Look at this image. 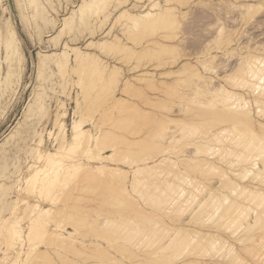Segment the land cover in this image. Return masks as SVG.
<instances>
[{
    "label": "rangeland",
    "instance_id": "1",
    "mask_svg": "<svg viewBox=\"0 0 264 264\" xmlns=\"http://www.w3.org/2000/svg\"><path fill=\"white\" fill-rule=\"evenodd\" d=\"M79 1L80 0H31V1L30 0H0V19H1L0 20V57H1V62H0V64H1V68H0V177H1L0 178V183H1L0 184V204L1 205H0V209L2 208L0 210V220L4 219L6 217L12 218L13 216L18 215V214H15V209H14V207L18 206V204H15L12 201V199L15 198L17 193L20 195L23 192V194H25L24 196H26V199H25L26 202L29 199L31 201L34 200L32 202H35L36 199H34V198H37L39 203L41 201H42L41 203L44 202L42 206H49L52 208L51 212L48 214H46V213L39 214L38 220H37V225L35 224V226H34L35 228H34V231H32V235H31V232L29 231V228L27 230L30 232L28 234H29V236H31L30 237L31 239L27 238L29 236H26L27 239H24V241L22 240L23 244H21V241H19V239H17L20 236L21 232H15L14 234L10 233V236H9L8 229L6 228V224H3L0 221V227H1L0 233L2 235V237L0 239V249H1L0 254L6 248V250L4 251V252H6V254H5L6 258L4 260H5V262H7V264H11V263L22 264L21 262H22L23 258H25V256H26L25 255V253L27 252L26 249L32 245H35V246H33L34 249L31 251V252H33L34 256H31L32 253L29 254L30 251H28L29 253L27 252V254L31 256V259H28L30 256L27 255L28 260H26V259H25V261L23 260V262H24L23 264H42V261L43 262L45 261L44 262L45 264H46V262H48V264H71V263L74 264V262L76 264H78V263L79 264H92L93 262H97L98 260L101 261L102 257H103V259L105 258L104 257L105 254L102 252L104 248L106 250L109 249V250L113 251V253L120 260L127 262V261H130V259L129 260L126 259L127 261H125L124 257L119 256L120 255L119 251H115L116 249H114V247H112V246L118 245L121 240H122L121 243L122 242L124 243L125 238L122 236L128 237L127 234L130 235L132 233L130 235V236H132V237H130V239L131 240L136 239L137 241L136 242L134 241V242L137 243V245H139L141 247L143 245L142 243H144L143 241H145V243H147V241L144 240L146 238L142 239L143 235H142V233L139 234L140 230H138L137 228H139V229L145 228L146 230L150 229L151 227L154 228L153 226L155 225L156 221H159L165 227L166 226L169 227V225H173L174 227L175 226L177 227V225H180V223L181 224L186 223V220H187L186 218H188V216L190 217V215H191L189 213H192L191 211L194 207H196L198 201L201 200V198L203 199V197L205 196V192H206V190L209 189V187L218 188L219 191L222 190L224 193L221 191L222 193L220 192L218 194L219 191H216V193L218 194L219 197H221V194L222 195L228 194L232 198H237L239 200H243L242 198L244 196H245L244 198H246V196H247L244 194V192H246V191H243V189L241 191L238 188L239 191H241L239 194V191L235 190V188L231 185H229L231 187L228 186L229 187L228 188L226 185L224 186L223 183L219 184L220 187L224 186L225 188H228V190L224 189L222 187L221 188L218 187L219 186L218 182L220 181V178L222 179L223 176L220 175L221 177H219V181H217L218 180L217 178H218L219 174H222V172L225 171V170L223 171V169H220L219 167H222L225 169H228L229 166H230V168H231V166L233 167L232 164H234L235 162L233 163L230 160L231 157L233 160H235L237 155L240 158L241 154H243L241 147L239 148L241 150H238V147H237V150L240 151V152L237 151L240 154V156H239V154H237L236 157L234 158L233 156H235V154L233 156L231 154H229L230 152L233 153V151L227 152L228 151L227 148H228V146H230V147L233 146V144L230 145L231 142L229 141L230 143H228V142H226L227 140L224 142L222 140L223 144H226V145H227V143L229 144L226 146L227 147L226 149L224 147H223L224 149L222 148L224 150V153L226 152L225 154L223 153V151H221V149H220L221 147H218L219 149L216 150L218 152H215V150H214L215 154L213 155L214 152L211 153V155L213 157L209 154V158H207V159H209V161L211 160V161L215 162L217 165H219L218 169L215 168L216 173H213V172H215V170L211 169L212 168L211 165H208L209 168H206V167H208L207 165H205V166L202 165V166H204L203 169L197 170L198 172H196V170H194V169L196 167H197L196 169H198V166H196L197 164L193 165L192 164L193 162H190V163L186 162L187 160L185 162H182V163L178 162V161L172 162V160L170 162V160H168L167 162L163 163V165L161 163H160L161 165H159L157 163V165L154 164V165H152L153 167H151L149 169L146 168L144 170V172L141 171L142 173L140 172L139 174H140V176L142 174V177L139 181L142 180L141 185H143V183H144L143 186H144V188L145 187L146 188L143 191V186H142V188L139 187L137 185V182L135 183V186H137L138 189L141 188L140 190L142 191V194L145 193L143 196H141L142 194L138 195L137 193H135V191L137 189H135L134 192H133V190L129 189V193L127 194L128 196L125 195L126 197L122 195L126 199H124L121 196V194L118 195L119 193H121V192H118V188H120V191H121V189H123V188H121L119 183L121 182L120 180L123 179L122 175H124V172L122 171L121 174H118L120 171L119 170L120 168L119 169L117 168L115 170L113 168V166H117V167L118 166L119 167L127 166L125 164L124 160L125 161L127 160V162H126L127 164H129L128 162H132L133 165H143V164L151 162L150 159H147V158L150 157L149 156L150 154H154V153H156V154L158 153V155H159L158 157H160L162 155L163 156L164 155H171L170 157L174 158L175 154H173L174 153L173 150H175V151L178 150V147H179V151L186 153V155H187V153L189 155H191V154L193 155L195 149L199 150L200 147H202V146H199L198 143L201 142L202 145L205 146V143L208 142V139H209L207 137L210 136V138L212 137L215 139V137H213V136L215 134H217V132L220 131L221 127H224V125H226L228 123L226 120L224 121V119H220L222 121L219 122L220 120L218 119V121L213 122L212 119L215 117L214 115L207 114L208 116L206 117L204 115L198 116L195 113H190V112L182 113V110L180 111V108L181 107L185 108V105H187V107H188L189 105L191 106L192 104H195L194 98L195 97L197 98V96H195V97L192 96V95H194L193 93H195L197 95L199 90L202 91V89L204 91L209 90L210 92H212L215 90V88L217 89V86L219 88V83H222L228 90H231L232 92H239V93H242L243 96H245L246 98L247 97L252 98L247 93V91L249 90L248 87H250V86L246 87V85H249L247 82H249V80H252V81H250L251 83L253 81L255 82V80L258 77L259 78L262 77V73L259 74L262 71L261 69L263 68V70H264V61H263L264 56L262 55V54H264V49H263L264 48V0H157V1H159V8H160L158 12L161 11L162 13L164 12L166 14H169V12L171 11L170 14H172V12L174 11L175 13H178V14H175L173 12V15L175 14L176 18H169L170 16L172 17V15H170V16L167 15L168 17L165 16L167 18H165V20L162 21V24H161V22L159 23L160 25L158 24L159 27H157L156 25L155 26L151 25V24H155L156 22H148V26L149 27L152 26L153 28L150 29V31H148L147 26L143 27L144 32L141 31V29H142L141 25H143V23L140 24L137 21V23L135 24L134 21H132V18L130 20V18L128 16L127 17L129 19L128 18L125 19L126 16H125V18L123 16L122 17L120 16L119 19L118 18L116 19V16L119 15L118 14L119 9L112 11V13L109 15V17L107 18L106 21H102L101 19H103V17L99 16V18H101L100 20L102 23L99 22L97 12H95L94 8H92L90 11H87V13H84L81 17L80 14L75 13L76 11L73 12V10H75L76 4L79 3ZM136 1L138 2L137 3L138 6H136L135 8L132 7L130 9H128L129 12H131V13H142L143 11H146L150 7L151 3H153L154 0H149V1L148 0H136ZM246 2H248V3L246 4ZM241 3H245V6H249L248 8H251L248 16H245L243 14V9L240 11L241 5L244 6V4H241ZM168 6L170 9L168 8ZM172 6L176 9H171V8H173ZM166 7H167L168 11L170 10L169 12L164 11V10H166ZM38 8H40V9L43 8L41 16H40V12L36 13ZM3 9H4V11H3ZM162 9H164V10H162ZM70 11L72 12V14L74 13L72 18H69L68 24H70V25L64 27L62 31L57 32L62 26H64L63 18L67 15L71 16ZM241 13H242V15H241ZM85 15H86V17H85ZM9 16L13 20V25H14L16 34H17L18 38H20V41H19L20 47L19 48H20V51H22L21 54L19 52V57H21V58L19 60L20 67H19L17 73L16 74L11 73L9 76L10 80H11V82H10L11 88H7L2 81L3 76L5 75V72L7 70L6 69V67H7L6 63L2 59V57L4 56V48H3V42L2 41L4 39V36L7 33ZM82 18H84V19H82ZM123 18H124V22L126 21L128 26H127V24L124 25L126 22L125 23L123 22ZM243 18H245V19H243ZM72 19H73V21H72ZM121 19H122V22H121ZM167 19H168V21H167ZM171 19H173L174 22ZM175 19H177V21ZM49 20H50V22H48ZM116 20H119L121 22L120 24H123V23L124 24L121 25V27H120L119 22L118 23L115 22ZM170 20L172 21V23H174V24H172L173 26L170 25V23H169V22H171ZM43 21H44V23H43ZM85 21L89 22L92 25L85 24ZM91 21H93V22H91ZM1 22H2V25H1ZM49 23H50V25H49ZM131 24H132V26H131ZM133 24H134V26H133ZM137 24H140V25H137ZM145 25H147V23ZM109 26L112 27L111 32H113V34H117L120 36V39L119 40L116 39V40L119 41V43H122V45L123 44L124 45L127 44L126 46L131 45L130 46L131 49L130 50H129V48L125 49V47H122V48L120 47L121 48L120 49L118 47V45L115 46V44L116 43L118 44V42H111V41H110L111 43L107 42L108 44H106V43L101 44L102 45L101 50L98 49V48H101L100 46H98L95 49H91V48L89 49L90 51H92V54L94 52V54H97L98 57H100L99 58L100 60L102 59L101 64H103V63L106 64V61H107L108 64H111V65L114 64L115 66L118 65L119 68H117L118 67L117 66L116 69L114 70V71L117 70L115 72L116 76H114L115 80L112 77L111 81L108 80L109 82L107 80L102 81V79H100L102 81L101 82V81H98L99 80V78H98V80H97L98 83L97 82L92 83V85H94V84L96 85V86L94 85L95 88L92 87V88H94V92L92 91V89L90 87H88V85L90 83L86 81V83L88 84V85L86 84V87H88V89L91 90V91H89L90 93H88V94H90L89 95L90 97L86 98L85 102L81 101V93H82L81 91L83 90V88H82L83 86L80 87V85H82V84L77 79L78 77H76L77 76L76 74L78 73V71H76V69L79 70V68H76L75 72H66L65 76L63 75L64 73H62V76H61L59 74V72L55 70V69H57V67H55V65L53 63L54 60L51 61L48 58L42 62V59H41L42 55L41 54L50 53V52H54V51L59 50L61 48V46L64 44V41H67L70 45L71 44L79 45V46L81 45V47L83 48V46H84L83 44L87 41H90L93 39L94 40L108 39L109 37H111V35L106 37L105 35L101 34V31L106 29ZM136 26H138V27L136 28ZM139 28H141V29H139ZM129 31H130V33H129ZM139 31H141V32H139ZM79 32H80V34H79ZM142 33L144 36L142 35ZM136 34H137L138 38L135 37ZM133 35H135V36H133ZM139 37L140 38L142 37L141 40ZM74 39H76V40H74ZM145 46H148V47H145ZM155 46H157V47H155ZM252 46H254V47H252ZM112 47H114V49ZM239 47L240 48L242 47L243 49L241 48V50H240ZM117 48H119V49H117ZM159 48H161V49H159ZM166 48H167V50H166ZM169 48H170V50H169ZM152 49L153 50L156 49V50L153 51ZM156 51H157V53H156ZM152 52H155V53L152 54ZM248 53L249 54L253 53L254 56H252V54L249 55ZM124 54H125V56H124ZM115 55L117 56V58L112 57ZM259 55L261 57L263 56V60H262V58L260 60V61H263V63L260 62V63H262L263 67H261V64H257V63H259V58H260ZM244 56H245V58H244ZM249 56L254 57L255 58V59L253 58L254 61L258 58L257 56H259V58L256 60L257 63L256 62L254 63V67L252 65L253 61H250L252 58L249 59L250 58ZM118 57H120L119 58L120 60H117ZM240 58L242 60V61L240 60V64L243 66L244 69L240 68L242 66L240 64H238ZM247 60L249 63L251 62V66H252L251 68H252L253 72L251 71V68H250V70L248 69L250 66L248 65L249 63H247ZM136 63H137V65H136L137 67L135 66ZM183 63L186 64L185 67L186 66H188V67L183 69V67H181L183 65ZM190 64L194 68L189 67ZM244 64H247L245 66H247L248 68L245 67ZM256 64L260 66V69H258L260 71H258V72L256 70H257V67L259 68V66H257ZM206 65L208 68L205 67ZM239 65H240V67H239ZM38 66H40V69H39L40 73L39 74H37ZM234 66L236 67L237 71L234 70L235 69ZM255 66H256V68H255ZM54 67H55V69H54ZM195 68H197V70ZM211 68H212V71H211ZM191 69H192V72L190 73ZM72 70L74 71V69H72ZM98 70H100V69H97V71ZM103 70H105V73H102L101 71H99V72L102 73V75H103L102 77L104 78V76H107L106 74H108V72H107V69H103ZM182 70L184 73H182ZM188 70H190V71H188ZM246 71H249V72L251 71L250 72L251 74H249V72H247L249 74L248 75L246 73ZM198 72H199V74H198ZM237 72L239 75L241 73L242 77L239 76L238 74L235 76L234 74H236ZM243 72L245 74H243ZM254 72H257L260 76L257 75V73L252 74ZM96 73H95V75H96ZM227 73L228 74L231 73V75H229V76L230 77L233 76V77L232 78L228 77L230 79L226 78L223 81L222 76L224 77L225 75H227ZM85 74L87 75L86 77H88L90 75V73L88 74L87 72H85ZM99 74L100 73L97 74V77H99ZM117 74L119 77L117 76ZM119 74H121V75H119ZM144 74H145V76H144ZM201 74H202V77L197 76V75H201ZM242 74L245 77H243ZM136 75H138V76H136ZM252 75L253 76L257 75V76H255L254 78H251ZM148 76L152 77V78H149ZM198 77L201 78V80L198 79ZM122 78H124V79H122ZM126 78H128V79H126ZM234 78L235 79L237 78V79L235 80ZM138 79H140V80H138ZM241 79L242 80L245 79V81L247 80L246 85H244L245 82L242 81ZM257 80H256V82H258V87H260V85H262L264 83V81H263L264 78L262 80L260 78V81H257ZM99 82H101V83L99 84ZM153 82L157 84V87L152 86L154 84ZM149 83H151V84H149ZM255 83H253V84H255ZM130 84H131V86H130ZM201 84L203 86H201ZM78 85H79V87H78ZM256 86L257 85H254L253 88H255ZM262 86H264V85H262ZM136 87H137V89H136ZM199 87H202V88H199ZM212 87H214V88L212 89ZM258 87H256L258 89V91H260V90L261 91L258 92L256 90L257 93L256 92L253 93L254 98L255 99L258 98L259 100L262 99L264 101V96H263L264 91L262 92V89H264V88L262 87V89H260L261 87L260 88H258ZM40 90H41V92H40ZM42 90H43V95L41 94ZM33 92H34V94H33ZM189 93H191V94H189ZM259 93H260V95H259ZM35 94H38V96H40V95L42 96V97L40 96V98H39L40 104H37L33 101V96ZM68 94L69 95L71 94V95L69 96ZM88 94L86 96H88ZM221 95H222V93H221ZM94 97H95V99H94ZM79 98H80L81 108L85 107L83 102L84 103L87 102L86 106L88 105L86 108V112L82 114L83 115L82 117L83 118L86 117V119H90V121H91L90 123H88L89 121L85 123V124H88L85 126L86 127L88 126V128H90L89 129L90 131L89 130L85 131L86 133L88 132V134H89V136H88V138L90 137L89 141H90V139H91V141L95 140L96 142L98 140L99 145H100V142L102 141L101 142L102 145L99 146V150H102V152L104 154H107L109 150L110 151L113 150L109 146H107V145H110V143L111 144L115 143L117 147L120 145L121 148L122 147H128V150L127 149H124V150L120 149V151L119 150L116 151L119 154L114 152V153L118 154V156L116 154L112 155L111 154L112 152L109 151V154H111V155L107 154V155H105L106 159L102 158L103 160H100L101 157L99 156V154L96 157L97 153H96V151H94L95 149H98V146H96L97 143L94 144L91 142L92 143L91 144L90 142H88L89 146H88V149L86 146V149L88 152L91 150V152L89 154L86 151V149H84V147H83L84 144L82 143L85 141L87 142L88 141L87 138H85V140H83V141H82V139L80 140L78 138V142H79L78 147H77V144L76 145L73 144L74 148H73V145L68 146L70 148L64 147V150L62 147L61 151H63V152L60 154L61 151H59L58 153L60 155H58V153L56 154L57 156L54 155V159H55V160L53 159L54 163L52 162V160L50 162H48L49 165L46 162L45 166H44V170L43 169L40 170V171H42V173L39 171H38V173L33 172L35 176L32 173L30 175V177L27 179L28 181L31 180L32 183L30 181L29 182L28 181H21L19 179L20 177L18 174H20V172H21V174L26 173V168H27L26 163H28V164H30L31 162L35 163V161H37V160L43 161V159H44L43 156L40 157V159H37V157L39 156L38 155V148H37V146H35V147L33 146L34 143L38 142L39 136L42 137L47 144H49L48 149H50V150H53L52 145H57L58 142L60 141V138L62 136L61 133L63 132V130H62L63 128L62 129L60 128L62 132L60 130H58V128H59L58 123H57V121H54L57 114L58 115L60 114L59 115L60 117H58V119L62 118L61 120L64 124L63 126L66 129V131L68 128L70 129L73 121L77 120L80 117L79 114H80L81 108L79 106V108L76 109L75 102H74V101H76V99H79ZM118 98H119V100H118ZM190 98H191V100H190ZM196 98H195V100H197ZM43 100H45V101H43ZM259 100H257V101L259 102ZM131 101L134 104V105L133 104L132 105L135 106L134 108H133V106H130ZM261 101L259 103L256 102L258 106L260 105L259 110L261 112L258 111L259 116H258V114L257 115L253 114V112H255V110H253V108H250V110H251L250 113L253 114V117L256 116V118H259L260 121H264V118H263L264 113L262 112V111H264V103H262L263 101L262 102ZM32 102H34V103H32ZM125 103H127V106ZM260 103H262V107H263L262 109H260V107H261ZM109 104H111V105H109ZM121 104H123V106ZM160 104L167 105V106L169 105L171 110L166 111L164 109L166 107H164L163 108L164 110L161 109L164 114L161 113V110L157 109V107H159ZM182 104L184 106H182ZM34 105H37V106L34 108ZM119 105L122 106L121 107L122 109L124 107V109L122 110L123 112H121V110H119L120 109ZM128 106L131 108H129ZM169 106H168V108H169ZM178 106H180V107L178 108ZM109 107L112 108V111H111V108L109 109ZM125 107H127V108H125ZM32 108H33V110H32ZM43 108H45V110ZM116 108H118V109H116ZM39 109H42V110L39 111ZM127 109H128V111H127ZM177 109H179V110H177ZM118 110H119V113H117ZM134 110L137 112L133 113ZM185 110L186 109H184V111ZM178 111H180L181 113H179ZM109 112H111L110 115H109ZM258 112H256V113H258ZM84 114L86 116H84ZM87 115H89V116H87ZM120 116H121V118H120ZM210 117H212V118H210ZM207 119L211 120V121H209L208 123H205V120H207ZM112 120L114 121V123L112 122ZM192 120H194V122H191ZM249 120H251V119L248 118L245 120V122H250ZM16 121H18V124H15ZM195 121H197V122H195ZM111 122H112V124H111ZM13 124H15V126L17 128L16 129L14 128L15 129L14 132H10V128ZM214 124H216L215 125L216 127L214 126ZM199 125H200V127H199ZM194 127H195V129H194ZM217 127H218L219 131H217ZM30 128H31V130H30ZM180 128H182V130ZM183 128L185 129V131ZM206 128H209V129L207 130ZM257 128L261 129V130L264 129V127H262L263 128L262 129V128H259L258 126H257ZM139 130H141V131H139ZM215 130H216V132H214ZM261 130H259V131H261ZM181 131H183L182 137H180ZM49 132H52V133L49 134ZM68 132H69V130H68ZM166 132H168V134ZM169 132L174 133L175 135L173 136V138L175 137L176 139L174 138V140H173V138H172L173 141H169V139H170L169 135L172 136V134H170ZM184 132H186V133H184ZM91 133L96 135L98 139L96 138V136H94ZM109 133H111L113 136L110 135ZM213 133H214V135L212 136ZM243 133L244 132L241 133V137H244L246 135L245 136L246 138L244 137V139L247 140V138L249 136L248 140H250V137H252L251 136L252 133H249V134H248V132L247 133L245 132V134H243ZM263 133H264V130L259 135L260 137L258 136L259 137L258 139L256 137L255 138L258 141L262 140L261 138H263L264 135L263 136H261V135ZM38 134H40V135H38ZM101 134H104V135L101 136ZM152 134H153L154 138L151 137ZM55 135H56V138H55ZM90 135L92 136V138ZM106 135H108V136H106ZM156 135H157V137H156ZM217 135H215L216 138L219 137L220 134L218 133ZM84 136H82V137L84 138ZM109 136H110V138H112V140L106 139ZM82 137H80V138H82ZM165 137L166 138L168 137L169 139L168 138L166 139ZM103 138L105 140H111V142H107V143L104 142L103 143V140H104ZM204 138H206V139H204ZM219 138L222 139L221 136ZM34 139H35V142H34ZM152 139H155V140H152ZM53 140H54V142H53ZM161 140H162V142H161ZM113 141H114V143H113ZM116 141H117V143H116ZM156 141L157 142L159 141L160 143L158 144ZM169 142H170V144H169ZM195 142H196V144H195ZM252 142L254 143L255 141H252ZM51 143H52V145H51ZM165 143H167L168 146H167V144L164 145ZM210 143L211 144L213 143L214 145L218 146L221 142L220 143L210 142ZM93 144H94V146H93ZM177 144H179V145H177ZM223 144L221 143L220 146H223ZM92 146L97 147L95 149L93 148V153L95 152L96 155L92 153ZM163 146L164 147L166 146L165 150H164V148H162ZM207 146H205V148L209 149V148H207ZM258 146H260V145H258ZM100 147H103L104 149L100 148ZM168 147H170V148H168ZM262 147H264V145ZM180 148H181V150H180ZM259 148L261 149V147H259ZM162 149L164 152L162 151ZM232 149H233V147H232ZM99 150L97 151L98 153H100ZM198 150H196V151H198ZM247 150H249V151H247ZM250 150L251 151L253 150L252 155L255 154L254 153L255 148H250V149L248 148V149H244L243 151H245V153L247 152V154H250L251 153ZM123 151H124V153H123ZM161 151L163 153H161ZM165 151H166V153H165ZM204 151H205L204 149H202V152L199 150V152L201 154L197 153V155L196 154H194V155H196L198 157H201V156L205 157L204 156L205 153H203ZM257 151H259V150H257ZM121 152H122V156H119L121 154ZM190 152H193V153H190ZM234 152H236V151H234ZM91 154H93L95 157L92 156ZM183 154H181V155H183ZM222 154H224V155H222ZM226 154H228L229 156H226ZM256 154L258 155V152ZM90 155L92 157H90L91 159H88ZM260 155H263V154L261 153ZM146 156H147V158H146ZM178 156H180V155H178ZM244 156H242L244 158V161L245 160L247 161L248 159H245ZM248 156L250 158H253L250 155H248ZM248 156H247V158H248ZM55 157H57V158H55ZM107 157H112V158H108L110 162L108 161ZM117 157H118V160L115 159ZM238 157H237V159H238ZM92 158H94V160ZM95 158H99V161H97L98 159L96 160ZM145 158H146V161H145ZM243 158H240V159L242 160ZM254 158L256 159V156ZM258 158L260 159V157H258ZM78 159H79V162L74 163ZM218 159H219V161H218ZM253 159H250V160L252 161ZM229 160H230V162H232V164L230 162H228ZM241 160L238 162V164L241 162ZM250 160H248V161H250ZM258 160H256L257 165H261V161H258ZM55 161H57V162H55ZM244 161H243V163H244ZM101 162L103 164H105V167L107 164H108L107 165L108 167L113 165L112 167H109L110 168L109 170L113 174L107 169L108 167L103 169L104 166H102L103 164ZM168 162H170V163H168ZM73 163L76 165H74ZM78 163L81 164V166L78 165ZM87 163L96 164L94 166H96L97 168L102 167L103 171H100V169L96 170V167H94L91 164H90L91 165L90 167L86 166ZM97 163L98 164L100 163L101 166L98 167ZM166 163H167V165H165ZM171 163H174V167H172L173 165H170L171 167L169 166V164H171ZM243 163L241 162L239 165L242 166ZM244 164L247 165L248 162H247V164H246V162ZM244 164H243V167L245 166ZM77 165L80 167L78 168ZM183 165H185V166H183ZM192 165L195 168L192 167ZM239 165L237 166V164H236V166H235V164H234V168H232V169H235V168L238 169L239 167H241ZM155 166L156 167L158 166L157 168H159V170H161V174L163 173L162 175H164V172H167L170 169L173 170L172 172L173 173L175 172L174 174L176 175V170L178 168H180V169H182V171H181L182 174L185 173V171L187 172V174L185 173V175H187V179L190 176H191L190 178H193V180H192L193 186L185 185V186H187L188 189L185 190L186 193H184L183 196H180V198H182L183 201L185 200L184 201L185 203L183 201H180L181 202L180 205H179V202L177 203L178 208L183 206L182 209L176 208V209H174L175 212L174 211L166 212L165 214L163 213L164 214L163 215V214H156V212L154 210L151 211L150 206L146 203H145V205L144 204L142 205L144 200L146 202L151 197L153 198L154 196L159 194V192H161V190H159L160 187L164 188V186H161V183H160L161 181L158 179H160V178L162 179L165 177L166 180L169 179L168 180L169 182H171V181L173 183L175 182V184H177V185H178V183L184 181V182H182L183 184L182 183L180 184V186H183L185 183V180H186L185 176H184L185 178L183 177L185 180L180 179V181L178 180V183H177L176 178L174 180L173 174H171V173H166V176L164 175V177L163 176L161 177V175H159L160 173H158V175L154 173L153 174L154 178H155V176L159 177L158 179H154L153 176L149 175V174H152L151 172H154V171L156 172L158 170V169H156ZM175 167H177V169ZM199 167H200V165H199ZM49 168L51 169L50 174H47V173H49ZM75 168H78V169H75ZM153 168H155V170ZM162 168H164V169H162ZM126 169H128V176L131 177V169H129L128 167H126ZM150 169L153 171H151ZM76 170H78V171H76ZM171 170H170V172H171ZM206 170L210 171V173L212 172L213 174H210L209 172L207 173ZM219 170H220V172H219ZM113 171L116 173V175H118V177L120 175L121 178L116 179L118 177L116 175L114 176ZM44 172H46V173H44ZM217 172H218V174H217ZM225 172H228V174H229L228 176L232 175V173H230L231 171H229V170H227ZM260 172H263V170L259 171V174H257V172L255 171V173H256L255 175H257V177H258L259 175L264 174V173H260ZM39 173H40V175H38ZM90 173H91V176H90ZM109 173H111L110 175L111 176L113 175V176L111 177L109 175ZM144 174H146L145 177H143ZM167 174H169V175H167ZM41 175L44 177V180H43ZM108 175L112 179H110L108 177ZM252 175H254V172H252ZM2 176H3V178H2ZM36 176H37V178H36ZM38 176L42 179L41 182H40ZM169 176H171L172 178ZM205 176H207V177H205ZM79 177H81V178H79ZM176 177H177V179L182 178L180 175H179V178H178V175H176ZM262 177L264 178L263 175H262ZM262 177L260 178V176H259L258 179L261 180ZM149 178H151V180H156V181H151V180H149ZM207 178L208 179L211 178V179L210 180H204ZM146 179L149 180V181H147L148 183H146ZM165 179H162L164 181V183L167 182V181L165 182ZM107 180H108V182H107ZM157 180L160 182H158ZM199 180H200V183L201 182L207 183L208 186H206V187L204 186L203 187L204 191H202V193L201 192L198 193V195L195 197V200L193 201L194 203H192L190 201L192 203V205H191L190 202L188 203V201L190 199L188 196H190L189 194L192 190H194L193 191L194 194L195 193L197 194V192H196L197 189L195 188V186L197 184H200ZM18 181H19V183H18ZM139 181H138V183H139ZM26 182L30 183V186H28V184H26ZM93 182H94V184H93ZM102 182H103V184H102ZM149 182H151V183L154 182L153 183L154 185L153 184L151 185V183H149ZM155 182H157V183H155ZM158 183L160 186L158 185ZM20 184H21V186H20ZM33 184H34V186H33ZM128 184H130V183L128 182ZM147 184H149L150 186ZM93 185H94V187H93ZM164 185H165V187H169L168 185H171V183L170 184H164ZM241 185H243V184H241ZM174 186H176V185L173 184V187ZM76 187L78 189H76ZM156 187L158 190L156 189ZM176 187L178 188V186H176ZM192 187H193V189H192ZM22 188H23V190H22ZM171 188H172V185H171ZM230 188H232V189L234 188V190L237 192V194H235V191H230V192H232V195L229 194L228 192H229ZM164 189H162V191L166 192V191H164ZM173 189H171V190L174 191ZM30 190L31 191L33 190V191L31 192ZM68 190H70V192ZM76 190H78V191H76ZM114 190H116L115 193H118V194L113 193ZM140 190H138V191L140 192ZM171 190L169 189L170 192L167 191L166 193L162 194V196H161V198H163L162 201L170 200V199L175 197V195L177 193L175 194V191H174V193H173L174 196H172L173 194L171 195V193H172ZM27 191L30 192V194ZM110 192H112L113 194L112 193L110 194ZM163 192H161V193H163ZM188 192H189V194H188ZM152 193L154 195H152ZM191 194H192V192H191ZM247 194L250 195V192H247ZM12 195H13V197H12ZM31 195L34 198L33 197L31 198ZM129 195L132 196V199ZM113 196H115V197H113ZM149 196H151V197H149ZM164 196H166V197H164ZM177 196H179V194ZM218 196H216V197H218ZM253 196H252V194L250 195V197L248 196L247 197L248 199H246L245 202L243 200V203H246L249 205L252 204L254 207H256L255 205L258 206L262 197H260V194H258L259 199H258V197H256V198L254 197L255 198L254 199ZM263 196H264V194H263ZM146 197H149V198H146ZM112 198L115 199L117 202L115 200H113ZM250 198L252 199V203L250 202L251 201ZM187 199H188V201H187ZM112 201L114 203L116 202L117 205H115L113 203V205H115L116 207L111 206V204L109 202H112ZM134 201L137 202L138 204H135ZM256 201L259 203L257 204ZM20 203H22V202H20ZM35 203H37V202H35ZM104 203H105V205H104ZM186 204L188 206L191 205L193 208L191 207L189 209V207ZM138 205L141 207H144V208L146 207L144 214L146 216L148 214H150L147 217H148V219L152 220L154 223L152 221H150L151 222L150 223L148 221L147 217H144V214L142 216V217H144V219L142 217H140L142 214L138 213V211L136 209L137 207H139ZM253 206H251V207L253 208ZM258 207H260V205ZM55 208L58 211H56ZM185 208L187 209L186 211H185ZM32 209H33V207H28V209L27 208L24 209V212H21V214L19 213L20 215L16 219L17 224H19V225L21 224L20 226H22V230H26L28 223L29 222L32 223L36 219L34 216H36L37 214H35V210L32 211ZM96 210H97V212H96ZM225 210H227V209H225ZM230 210L232 211V206H230V208H229V210H227V212H230ZM243 210H244V213L246 215V213H248V212H245V211L248 209L243 207L241 211H243ZM251 210L252 209H250V211ZM168 213H171L172 215L168 214ZM194 213L197 214L196 212H194ZM152 214H153V216L155 215V218L152 216ZM199 214H200L199 216L203 218L204 214L203 215H202V213H199ZM63 215H65L64 218H63ZM84 215H85V217H84ZM107 215L110 216L109 219L114 218L112 220H115V222L109 221L110 222L109 224H111V227H113V228H108V226L110 227V225L108 223H106V225H108L107 227L104 226L105 222H102L104 220V218L107 217ZM194 215H192V216H194ZM119 216H121V217H119ZM149 216H150V218H149ZM151 216L154 219H152ZM172 216H173V218H172ZM192 216L190 217L191 220L194 219V217L192 219ZM199 216H198V218H199ZM116 217L118 218V220L120 219L121 222L118 221ZM196 217L197 216H195V218ZM11 218L7 219V222ZM32 218H33V221L31 220ZM65 218H67V219H65ZM91 218H92V220H91ZM190 218H189V220H190ZM202 218L201 219L199 218V220L196 218V221H200V220H202ZM101 219H102V221H101ZM29 220H31V221H29ZM129 220L132 222L130 223ZM87 221H90V222L87 223ZM22 222H23V224H22ZM98 222H100V223H98ZM101 222L104 225H101ZM164 222H165V224H164ZM113 223H114V225H112ZM146 223H147V225H146ZM166 223L169 225H167ZM135 224H136V226H135ZM158 225H159V223H158ZM198 225H200V224L198 223ZM102 226H104V227H102ZM137 226H139V227H137ZM164 226H163V228H165ZM173 226H170L171 228L169 227L168 229L174 230ZM98 227H100V228H98ZM133 227H136L138 232ZM160 227H162V225ZM116 228H118V229L116 230ZM124 228H125V231L123 230ZM103 229L106 231V233H109V234L104 233L105 231ZM132 229H134V230H132ZM95 230L97 232H95ZM108 230H109V232H108ZM127 230H128V232H127ZM68 231H69V233H68ZM111 231H112V233L114 231H116V232H114L112 234ZM121 231H123V232H121ZM133 231H134V233H133ZM135 231H136V233H135ZM129 232H130V234H129ZM16 233H19V234H16ZM118 233L120 234V236ZM5 234H6V236H5ZM28 234H26V235H28ZM136 234H138L137 235L138 239L135 236ZM98 235H100V236H98ZM107 235H110V236H107ZM7 237H8V239H7ZM58 237H61V238H58ZM121 237H122V239H121ZM43 239L45 241H43ZM46 239H48V240H46ZM49 239H51V240H49ZM53 240H55V241H53ZM131 240H130V242H131ZM184 240L187 241L186 239H183V241ZM90 242H92V243H90ZM134 242H133V244L131 243L129 247L136 250V248L134 247L136 244ZM139 242H142V243H139ZM46 243H48V244H46ZM97 243H99L98 249L102 246L101 249H99V250L95 248L96 245L95 246L92 245V244H97ZM185 243L187 244L188 242H185ZM185 243H183V244H185ZM195 243L197 244V242H194L191 245L189 243V245H190L189 249L190 250H192L191 248H193L192 247L193 244H194L193 246L195 247ZM61 244H62V246H61ZM66 244H68V245H66ZM110 244H112V245H110ZM140 244H142V245H140ZM177 244H179V243H176L175 246ZM200 245H201V243L199 242V245L198 246L196 245L195 249L192 251H194V252H195V250L197 251ZM183 246L184 245H182V247ZM21 248H23V249L21 250ZM44 250H46L47 252ZM43 251H44V253H43ZM74 251H75V253H74ZM82 253H84V254L82 255ZM57 255L59 256V258L56 257ZM47 257H49V258H47ZM39 258H40V260H39ZM45 259H47L48 261H46ZM146 264H149V263H146Z\"/></svg>",
    "mask_w": 264,
    "mask_h": 264
},
{
    "label": "bare ground",
    "instance_id": "2",
    "mask_svg": "<svg viewBox=\"0 0 264 264\" xmlns=\"http://www.w3.org/2000/svg\"><path fill=\"white\" fill-rule=\"evenodd\" d=\"M31 1V0H30ZM134 1V0H133ZM132 0H80L79 1V3H77L76 4V7H75V10H73V12L74 11H76L75 13L77 14H80V16L82 17V15L84 14V13H87V11H90L92 8H94V10H95V12H97V15H98V19H99V22H101V20L102 21H106L107 20V18L109 17V15L112 13V11H114V10H116V9H119L118 11H119V15H115L116 16V19L118 18H120V16L122 17H124L125 18V16H126V18L125 19H127L128 17L130 18V20H131V18H132V21H134V23L136 24L137 23V21H138V23H143V25H141L142 27V29L141 28H139V29H141V31L142 32H144L143 30H144V28L143 27H146L147 26V29H148V31H150V29H152L153 27L152 26H157V27H159L158 26V24L161 22V24H162V21L163 20H165V18H167L168 16L167 15H172V17L170 16L169 18H176V15L175 14H178V13H175L174 11V15H173V12H172V14H170V12L167 10V7H166V10H164V9H162V10H164L165 12L166 11H168L169 12V14H166V13H162L161 11L160 12H158L159 11V1H157V0H154L153 1V3H151V5H150V7L146 10V11H143L142 13H131V12H129L128 11V9H130V8H135L136 6H138V2L135 0L134 2H133ZM149 1V0H148ZM184 3V2H183ZM248 2H246V4H247ZM4 4V3H3ZM33 4V3H32ZM157 4V5H156ZM241 4H244V6L243 5H241V9H240V11L243 9V14L245 15V16H248L249 15V12H250V9L251 8H248L249 6H245V3H241ZM156 5V6H155ZM238 6V5H237ZM3 7V6H2ZM119 7V8H118ZM143 7V6H142ZM141 7V8H142ZM173 7V6H172ZM176 7V6H175ZM243 7V8H242ZM4 8V7H3ZM168 8H169V6H168ZM170 9V8H169ZM171 9H176V8H171ZM6 10V9H5ZM8 10V9H7ZM239 10V9H238ZM3 11H4V9H3ZM2 11V12H3ZM42 11H43V8L42 9H40V8H38L37 9V12L36 13H38V12H40V16L42 15ZM71 12V11H70ZM167 12V13H168ZM178 12V11H177ZM181 12V11H180ZM8 13V12H7ZM240 13V12H239ZM74 14V13H73ZM73 14H72V12H71V16L70 15H67V16H65L64 18H63V24H64V26H62L57 32H60V31H62L63 30V28L64 27H66V26H68V25H70V24H68L69 23V18H72V16H73ZM8 15V14H7ZM96 15V16H97ZM241 15H242V13H241ZM78 16V15H77ZM99 16H102L103 17V19H101V18H99ZM128 16V17H127ZM165 16H167V17H165ZM174 16V17H173ZM2 17V16H1ZM79 17V16H78ZM85 17H86V15H85ZM75 18V17H74ZM124 18H123V22H124ZM128 18V19H129ZM134 18V19H133ZM82 19H84V18H82ZM87 19V18H86ZM101 19V20H100ZM137 19V20H136ZM243 19H245V18H243ZM1 20V19H0ZM173 22H174V20L173 19H171ZM170 20V21H171ZM176 21H177V19H175ZM3 21V20H2ZM5 21V20H4ZM46 21V20H45ZM71 21V20H70ZM72 21H73V19H72ZM128 21V20H127ZM167 21H168V19H167ZM172 21L171 22H169L170 23V25L171 26H173L172 24H174V23H172ZM48 22H50V20L48 21ZM91 22H93V21H91ZM115 22H119V24L122 22V19H121V22L119 21V20H116ZM126 22V21H125ZM124 22V23H125ZM148 22H156L155 24H149L151 27H149L148 26ZM43 23H44V21H43ZM102 23V22H101ZM123 23V24H124ZM130 23V22H129ZM132 23V22H131ZM147 23V25H145ZM165 23V22H164ZM48 24V23H47ZM85 24H87V25H92V24H90L89 22H86L85 21ZM99 24V23H98ZM110 24V23H109ZM112 24V23H111ZM123 24H120L119 26L121 27V25H123ZM127 24V22L124 24V25H126ZM140 24H137V25H140ZM257 24V23H256ZM259 24V23H258ZM1 25H2V22H1ZM49 25H50V23H49ZM160 25V24H159ZM127 26H128V24H127ZM131 26H132V24H131ZM133 26H134V24H133ZM256 26V25H255ZM259 26V25H258ZM119 27V28H120ZM138 26H136V28H137ZM140 27V26H139ZM156 27V28H157ZM51 28V27H50ZM93 28V27H92ZM123 28V27H122ZM126 28V27H125ZM124 28V29H125ZM135 28V27H134ZM155 28V29H156ZM258 28V27H257ZM71 29V28H70ZM111 29H112V27H107L106 29H104V30H102L101 31V34H103V35H105L106 37H108L109 35H111V37H109L108 39H103V40H100V39H98V40H90V41H87V42H85L83 45V48L81 47V45L79 46V45H74V44H69L67 41H64V44L61 46V48L59 49V50H57V51H54V52H50V53H43V54H41L42 56H41V59H42V62L45 60V59H50L51 61H53L54 60V65H55V67H57V69H55V67H54V69L56 70V71H58L59 72V74L62 76V73H64L63 75L65 76V73L66 72H75V69L76 68H79V70H77L76 69V71H78V73L76 74L77 76L76 77H78L77 79L80 81V83L82 84V85H80V87H82L83 88V90L81 91L82 93H81V101H84L85 102V99L86 98H88V97H90L89 95L90 94H88V93H90L89 91H91L90 89H88V87H90L91 89H92V91L94 92V88H95V86L94 85H92V83H95V82H97L98 83V81H101L100 79H102V81H111L112 79V77H113V79L115 80V77L114 76H116V74H115V72L117 71H114L115 69H116V67L118 66H115L114 64L113 65H111V64H108V62L106 61V64L105 63H103V64H101V60L99 59L100 57H98V55L97 54H94V52H93V54H92V51H90L89 49L91 48V49H95V48H97L98 46H102L101 44H103V43H106V44H108L110 41L111 42H118V44L116 43L115 44V46L116 45H118V47L120 48H122V47H125V49H128L129 48V50L131 49L130 48V46L131 45H129V46H126V45H122V43H119V41H117V40H119L120 39V36L119 35H117V34H113V32H111ZM121 29V28H120ZM127 29V28H126ZM137 30V29H136ZM135 30V31H136ZM91 31V30H90ZM126 31V30H125ZM128 31V30H127ZM141 31H139V32H141ZM134 32V31H133ZM123 33V32H122ZM128 33V32H127ZM126 33V34H127ZM129 33H130V31H129ZM79 34H80V32H79ZM132 34V33H131ZM135 34V33H134ZM140 34V33H139ZM142 35H143V33H142ZM133 36H135V35H133ZM144 36V35H143ZM172 36V35H171ZM54 37V36H53ZM136 38H138L137 37V34H136V36H135ZM134 37V38H135ZM162 37V36H161ZM127 38V37H126ZM135 38V39H136ZM140 38V37H139ZM142 38V37H141ZM141 38H140V40H141ZM171 38V37H170ZM117 39V40H116ZM181 39V38H180ZM74 40H76V39H74ZM137 40V39H136ZM178 40V39H177ZM184 40V39H183ZM19 41H20V38H18V36H17V34H16V31H15V28H14V25H13V20L11 19V17L9 16V21H8V26H7V33H6V35L4 36V39H3V48H4V56L2 57V59L5 61V63H6V72H5V75L3 76V83H4V85L7 87V88H11V86H10V82H11V80H10V74L11 73H13V74H16L17 73V71H18V69H19V67H20V62H19V60H20V58L21 57H19V52H20V54L22 53V51H20V43H19ZM131 41V40H130ZM108 42V43H107ZM110 42V43H111ZM137 42V41H136ZM139 42V41H138ZM160 43V42H159ZM129 44V43H128ZM256 44V43H255ZM105 45V44H104ZM159 45V44H158ZM174 45V44H173ZM259 45V44H258ZM160 46V45H159ZM158 46V47H159ZM260 46V45H259ZM59 47V46H58ZM145 47H148V46H145ZM154 47V46H153ZM155 47H157V46H155ZM252 47H254V46H252ZM113 49H114V47H112ZM119 48H117V49H119ZM120 48V49H121ZM144 48V47H143ZM242 48V47H241ZM241 48L239 47V49L241 50ZM246 48V47H245ZM248 48V47H247ZM258 48V47H257ZM98 49H102V47L101 48H98ZM145 49V48H144ZM157 49V48H156ZM156 49H152L153 51H155ZM159 49H161V48H159ZM243 49V48H242ZM264 49V48H263ZM142 50V49H141ZM166 50H167V48H166ZM169 50H170V48H169ZM255 50V49H254ZM261 50V49H260ZM118 51V50H117ZM135 51V50H134ZM145 51V50H144ZM161 51V50H160ZM257 51V50H256ZM115 52V51H114ZM120 52V51H119ZM118 52V53H119ZM116 53V52H115ZM153 53H155V52H152V54ZM156 53H157V51H156ZM160 53V52H159ZM250 53V52H249ZM248 53V54H249ZM114 54V53H113ZM112 54V55H113ZM252 54V56H254V54L253 53H251ZM251 54H249V55H251ZM155 55V54H154ZM247 55V54H246ZM256 55V54H255ZM263 56H264V54H262ZM116 56V55H115ZM115 56H112V57H114V58H117V56L115 57ZM122 56V55H121ZM120 56V57H121ZM124 56H125V54H124ZM152 56V55H151ZM212 56V55H211ZM252 56H249L250 58L249 59H251L250 61H253V67H254V63L256 62L257 63V59L259 58V56H257L256 58V60L254 61L253 60V58L254 57H252ZM263 56L261 57L260 56V58H259V63H257V64H261V67H263L262 66V63H263ZM120 57H118V59L117 60H120L119 58ZM248 57V56H247ZM127 58V57H126ZM244 58H245V56H244ZM261 58H262V60L263 61H260L261 60ZM243 59V58H242ZM248 59V58H247ZM255 59V58H254ZM127 60V59H126ZM240 60H241V58L239 59V63L238 64H240ZM244 60V59H243ZM47 61V60H46ZM49 61V60H48ZM242 61V60H241ZM0 62H1V57H0ZM128 62V61H127ZM244 62V61H243ZM260 62H262V63H260ZM47 63V62H46ZM242 63V62H241ZM247 63H249L248 62V60H247ZM256 64V65H257ZM53 65V66H54ZM137 65V63L135 64V66ZM185 63H183V65L181 66V67H183V69L184 68H186V67H188V66H186L185 67ZM241 65V64H240ZM240 65H239V67H240ZM245 65H247V64H244V66ZM250 67L248 68L247 66H245V67H247L249 70H250V68L252 67L251 66V62L248 64ZM45 66V65H44ZM236 66V65H235ZM234 66V67H235ZM242 66V65H241ZM257 66H259V65H257ZM46 67V66H45ZM137 67V66H136ZM180 67V68H181ZM189 67H192L191 66V64L189 65ZM205 67H207V65L205 66ZM211 67V66H210ZM233 67V68H234ZM237 67V66H236ZM236 67H235V69L234 70H236ZM0 68H1V64H0ZM107 69V72H108V74H106L107 76H104V78L102 77L103 75H102V73H105V70H103V69ZM117 68H119V66L117 67ZM192 68H194V67H192ZM208 68V67H207ZM240 68H243V66L242 67H240ZM246 68V69H247ZM255 68H256V66H255ZM40 66H38V68H37V74H39L40 73ZM72 69H74V71L72 70ZM97 69H100V70H98L97 71ZM102 69V70H101ZM188 69V68H187ZM196 70H197V68H195ZM194 69V70H195ZM214 69V68H213ZM244 69V68H243ZM242 69V70H243ZM247 69V70H248ZM258 69H260V66H259V68L257 67V72L258 71H260V70H258ZM72 70V71H71ZM186 70V69H185ZM254 70V69H253ZM262 71L259 73V74H261L262 73V77H260L261 78V80L264 78V70H263V68L261 69ZM99 71H101V72H99ZM104 71V72H103ZM188 71H190V70H188ZM199 71V70H198ZM211 71H212V68H211ZM237 71V70H236ZM235 71V72H236ZM251 71H252V68H251ZM250 71V72H251ZM61 72V73H60ZM85 72H87L88 74L90 73V75L88 76V77H86L87 75L85 74ZM97 72V73H96ZM113 72V73H112ZM144 72V71H143ZM192 72V69H191V71H190V73ZM233 72V71H232ZM242 72V71H241ZM247 72H249V71H246V73ZM249 72V74H251ZM253 72V71H252ZM257 72H254V73H252V74H255V73H257ZM95 73H96V75H95ZM98 73H100L99 74V77H97V74ZM112 73V74H111ZM119 73V72H118ZM153 73V72H152ZM182 73H184L183 72V70H182ZM168 74V73H167ZM197 74V73H196ZM198 74H199V72H198ZM225 74V73H224ZM238 74V72L236 73V74H234L235 76ZM243 74H245L244 72H243ZM242 74V75H243ZM248 74V73H247ZM248 74V75H249ZM258 73H257V75H259ZM101 75V76H100ZM105 75V74H104ZM119 75H121V74H119ZM139 75V74H138ZM138 75H136V76H138ZM229 75H231V73H227V75H225L224 77L222 76V78H223V81L227 78V79H230V78H232L233 76H229ZM239 75V74H238ZM257 75H255V76H257ZM41 76V75H40ZM117 76H118V74H117ZM144 76H145V74H144ZM197 76H200V77H202V74L201 75H197ZM234 76V77H235ZM239 76H241V73H240V75ZM238 76V77H239ZM255 76H253L252 75V77L251 78H254ZM260 76V75H259ZM102 77V78H101ZM119 77V76H118ZM135 77V76H134ZM149 77V76H148ZM221 77V76H220ZM228 77H230V78H228ZM242 77V76H241ZM243 77H245L244 75H243ZM98 78H99V80H98ZM117 78V77H116ZM149 78H152V77H149ZM210 78V77H209ZM249 78V77H248ZM250 78V79H251ZM259 78V77H258ZM257 78V79H258ZM260 78L257 80V81H260ZM104 79V80H103ZM122 79H124V78H122ZM126 79H128V78H126ZM180 79V78H179ZM198 79H200L201 80V78H199L198 77ZM197 79V80H198ZM235 79V78H234ZM237 79V78H236ZM235 79V80H236ZM239 79V78H238ZM98 80V81H97ZM138 80H140V79H138ZM146 80V79H145ZM149 80V79H148ZM242 80V79H241ZM256 80H255V82H256ZM78 81V82H79ZM86 81L87 82H89L90 84V86L86 83ZM101 81V82H102ZM108 81V82H109ZM151 81V80H150ZM153 81V80H152ZM192 81V80H191ZM227 81V80H226ZM242 81H244L245 82V84L244 85H246V81H245V79H243ZM250 81H252V80H249V82H247L249 85H246V87L247 86H250V87H248V91H247V93H248V95H250L252 98H249V97H245V96H243V94L242 93H239V92H232L231 90H228L222 83H219V88H218V86H217V89L215 88V90L214 91H212V92H210L209 90V92L208 91H204L203 89H202V91L201 90H199V92L197 93V95L195 94V93H193L194 95H192V96H197V100H195V98H194V101H195V104H192L191 106L189 105L188 107H187V105H185L184 103V105H185V108L184 107H181L180 108V111L182 110V113H185V112H190V113H195L196 115H198V116H208L207 114H211V115H214L215 117L212 119V121L213 122H216V121H218V119L220 120V119H224V121L226 120L228 123L226 124V125H224V127H219L220 128V131L218 130V127H217V131H219V132H217V134L219 133L220 135H219V137L221 136L222 137V139H220L219 137H217L216 138V136L215 135H217V134H215L214 135V133L212 134V136L213 137H215V139L214 138H210V136L209 137H207V138H209L208 139V142H206L205 143V146H207V148H209V149H206L205 148V146L204 145H202V143L200 144V143H198V145L199 146H202V147H200V151L202 152V149H204L205 151L203 152V153H205L204 154V156L205 157H203V156H201V157H198V156H196L197 155V153H200L199 152V150L198 149H195V151H194V154H196V155H189L188 153H187V155H186V153H184V152H181V151H179V147H178V150H173L174 151V153L173 154H175V156L178 154V155H180V156H174V158H171L170 156L171 155H162V156H160V157H158L159 155H158V153L156 154V153H154V154H150L149 156L150 157H148L147 158V156H146V158L147 159H150V161L151 162H149V163H146V164H143V165H133V163L132 162H128L129 164H127L126 162H127V160L125 161L124 160V162H125V164L127 165V166H124V167H117V166H113V168L116 170L117 168L121 171H119V173L118 174H121L122 173V171L124 172V175H122V180H120L121 182L119 183V185L121 186V188H123V189H121V191H120V188H118V192H121V193H115L116 192V190H114L113 191V193H115V194H118V195H120L121 194V196L123 195V196H125V195H127L128 193H129V189L130 190H133V192H134V190L135 189H137L136 191H135V193H137L138 195L140 194H142V191L140 190L141 188H142V186L144 185V183H143V185H141L142 184V180L141 181H139L140 179H141V177H142V174H141V176H140V172L141 171H143L144 172V170L146 169V168H151V167H153L152 165H157V163L159 164V165H163V163H165V162H167L168 160H170V162H171V160H172V162L173 161H178V162H185L186 160V162H193L192 164L194 165H196V166H198V169H196L193 165H192V167H194L195 169L194 170H196V172H198L197 170H201V169H203V167L205 166V165H211V169H214L215 170V168L216 169H218V166L219 165H217L215 162H213V161H209V159H207V158H209V154L211 155V153H213L214 152V150H215V152H218V151H216V150H218L219 148L218 147H221L220 149H221V151H223V153H224V148L226 149L227 147V145H229L228 143H230V145H232L233 144V146H228V148H227V152H230V151H233V153H229V154H231L232 156L235 154V156H233L234 158L236 157V155L237 154H239L238 152H240V151H238V150H241L242 149V153L243 154H241V157L240 158H243L242 156H244L245 157V159H248V160H250V159H253L255 156H256V159L254 158L252 161L250 160V161H244V158L241 160L239 157H238V155H237V157H238V159H237V157H236V159L235 160H233L232 159V157H231V161L235 164V166H236V164H237V166L242 162L243 163V161H244V163L246 162V164H247V162H248V164L247 165H245L244 163V165L246 166H244L243 167V164H242V166L241 165H239V166H241V167H239L238 169H232V168H234V164H232V162H230V160L228 161V162H230L232 165H233V167L231 166V168H230V166L228 167V169H225V168H222V167H219L220 169H223V171L225 170V171H227V170H229V171H231L230 173H232V175L231 176H228L229 174H228V172H222V174H219V176H218V180L217 181H219V177H221L220 175H222L223 177H222V179L220 178V181L218 182V185L219 184H224V186L226 185L227 187L229 186V185H231V186H233L234 188H235V190H238L239 191V189L242 191V189H243V191H246V192H244V194L245 195H247L246 196V198H242L243 200H244V202H245V200L246 199H248L247 197L249 196L250 197V195L252 194V196H253V198L255 197H258V194H260V197H262L261 198V200H260V203L259 202H257V204H258V206L260 205V207H258L257 205H255L256 207H254L252 204L251 205H249V204H246V203H243V200H239V199H237V198H232L230 195H228V194H221V197H219L218 196V194L222 191H219V189L218 188H213V187H209V189L208 190H206V192H205V196L203 197V199L201 198V200H199L198 201V203H197V205H196V207H192L191 205H192V203H194L193 201L195 200V197L198 195V193H202V191H204V189H203V187L205 186H208L207 185V183H200V180H199V183L200 184H195L196 186H195V188L197 189V194L195 193L194 194V190H192L191 192H192V194H191V192H190V194H189V192H188V194L190 195V196H188L190 199H189V201H188V199H187V201H188V203L190 202L191 203V205H187L188 207H189V209L192 207L193 209H192V213H189V214H191L190 215V217L192 216V215H194L195 213L194 212H196L197 214H195L194 216H192V219H193V217H194V219L193 220H191V218L188 216V218H186L187 220H186V223H183V224H181L180 223V225H177V227L175 228L173 225H169V224H167V225H169V227L170 226H173V229L174 230H170V229H168L169 227L168 226H164L163 224H161L159 221H156V223H155V225L153 226L154 228H150V229H139V228H137L138 230H140V232H139V234L140 233H142V239L143 238H146V239H144V240H146L147 241V243H145V241H143L144 243H142V242H139V243H142V244H140V245H142L141 247L139 246V245H137V243H135L137 240L136 239H133V240H131L130 239V237H132V236H130L131 234H130V232H129V234L130 235H128L127 234V236L128 237H125V236H122V237H124L125 238V240H124V243L122 242L121 243V241H120V243L118 244V245H115V246H112V247H114V249H116L115 251H119V253H120V255L119 256H122V257H124L125 258V261H127V260H129L130 259V261H127V262H124V261H122V260H120L114 253H113V251H111V250H106L105 248V250L103 249V253L105 254V258L103 259V257L101 258V261H97V262H93L92 264H146V263H149V264H264V196H263V194H264V178L262 177V175L264 176V174H262V175H259L260 176V178L262 177V179L260 180V179H258L259 178V176L257 177V175H255L256 173H255V171L257 172V174H259V171H261V170H263V172H260V173H264V147H262L263 145H264V133L261 135V136H263V138H261L262 140H257L260 136V134H261V132H263V128L262 127H264V121H260L259 120V118H256V116H254L253 117V114L255 115H257L258 114V116H259V112H261L260 110H259V106L257 105V103H259L262 99H258L257 97V99H255L254 98V94L253 93H257V91H258V89L256 88V87H258V82H250ZM264 81V80H263ZM85 82V83H84ZM101 82H99V84L101 83ZM194 82V81H193ZM243 82V83H244ZM96 83V84H97ZM125 83V82H124ZM154 83V82H153ZM152 83V84H153ZM197 83V82H196ZM195 83V84H196ZM253 83H255V84H253ZM263 83V82H262ZM261 83V84H262ZM86 84L88 85V87H86ZM98 84V85H99ZM149 84H151V83H149ZM198 84V83H197ZM196 84V85H197ZM207 84V83H206ZM231 84V83H230ZM234 84V83H233ZM251 84V85H250ZM260 84V83H259ZM79 85H78V87H79ZM97 85V86H98ZM144 85V84H143ZM148 85V84H147ZM254 85H257L255 88H253L254 87ZM262 85H264V83L262 84ZM262 85H260V87H258V88H260V89H262V87L264 88V86H262ZM49 86V85H48ZM77 86V85H76ZM127 86V85H126ZM129 86V85H128ZM130 86H131V84H130ZM150 86V85H149ZM152 86H156L157 87V84L156 83H154ZM190 86V85H189ZM201 86H203L202 84H201ZM92 87H94V88H92ZM99 87V86H98ZM140 87V86H139ZM155 88V87H154ZM199 88H202V87H199ZM214 87H212V89H213ZM253 88V89H252ZM37 89V88H36ZM136 89H137V87H136ZM97 90V89H96ZM211 90V89H210ZM257 90V91H256ZM124 91V90H123ZM128 91V90H127ZM195 91V90H194ZM261 91V90H260ZM260 91H258V92H260ZM264 91V89H262V92ZM40 92H41V90H40ZM73 92V91H72ZM102 92V91H101ZM221 93H222V95H221ZM33 94H34V92H33ZM42 95H43V90H42V93H41ZM88 94V96H86ZM99 94V93H98ZM188 94V93H187ZM186 94V95H187ZM189 94H191V93H189ZM246 94V93H245ZM264 94V93H263ZM69 95V94H68ZM71 95V94H70ZM69 95V96H70ZM113 95V94H112ZM132 95V94H131ZM258 95V94H257ZM259 95H260V93H259ZM262 95V94H261ZM41 96V95H40ZM40 96H38V94H35L34 96H33V101L35 102V103H37V104H40V101H39V98H40ZM264 96V95H263ZM42 97V96H41ZM44 97V96H43ZM220 97V98H219ZM72 98V97H71ZM98 98V97H97ZM185 98V97H184ZM189 98V97H188ZM93 99V98H92ZM91 99V100H92ZM94 99H95V97H94ZM116 99V98H115ZM118 100H119V98H118ZM190 100H191V98H190ZM256 100V101H255ZM257 100H259V102L257 101ZM38 101V102H37ZM43 101H45V100H43ZM263 101V100H262ZM261 101V102H262ZM34 102H32V103H34ZM75 102V106H76V109H78L79 108V106H80V98L79 99H76V101H74ZM83 102V104L85 105V107L84 108H81V106H80V108H81V110H80V114H79V118L77 119V120H74L73 121V123H72V126L70 127V129L68 128L67 129V131H66V129L64 128V124H63V122H62V118L61 119H58V117H60L58 114H57V116L55 117V119H54V121H57V123H58V130H60L61 131V129L63 130V132L61 133L62 134V136H61V138H60V141L58 142V144L57 145H52V143H51V145H52V147H53V150H50V149H48V146H49V144H47L46 142H45V140L42 138V137H40L39 136V138H38V142H36V143H34L35 142V139H34V144H33V146L35 147V146H37V148H38V157H37V159H40V157H42L43 156V161H41V160H37V161H35V163H30V164H28V163H26V165H27V168H26V173L23 175V174H21V172H20V174H18L19 175V179L21 180V181H28L27 179L30 177V175L33 173V172H35V173H38V171L39 172H41L42 173V171H40V170H44V166H45V163L47 162V164H48V162H50L51 160H52V162H53V159H54V155H56L59 151H61L62 150V147H63V150H64V147L66 148V147H68V146H72L73 144H77V147H78V145H79V142H78V138L81 140L82 139V141L83 140H85V138H87V142L85 141V142H82L83 144V147H84V149H86V146H87V149H88V146H89V143L88 142H92V143H94V144H96L97 143V145L96 146H98V149H95V148H97V147H93L94 146V144H93V146H92V153H93V148L95 149L94 151H96V153H97V155L95 154V152L93 153V154H95L96 155V157L98 156V154H99V156L101 157H99L100 158V160H103V159H106L105 158V155H107V154H109V151H108V153L107 154H104L103 152H102V150H99V146H101L102 144H101V142H100V145H99V141L97 140V142L94 140V141H91V139H90V141H89V138H88V136H89V134H88V132L86 133L85 131H88L90 128H88V126L86 127L85 125H88V124H85L86 122H88V123H90L91 121H90V119H86V117H82L83 115V113H85L86 112V108H87V106H86V104H87V102L86 103H84ZM120 102V101H119ZM118 102V103H119ZM126 102V101H125ZM128 102V101H127ZM160 102V101H159ZM257 102V103H256ZM43 103V102H42ZM129 103V102H128ZM262 103H264V101L262 102ZM262 103H260L261 104V107H260V109H262L263 107H262ZM44 104V103H43ZM115 104V103H114ZM120 104V103H119ZM126 104V106H127V103H125ZM131 104V105H130ZM130 106H133L134 104L132 103V101L130 102ZM133 104V105H132ZM182 104V106H184ZM47 105V104H46ZM109 105H111V104H109ZM122 106H123V104H121ZM121 105H119L120 106V109L119 110H121V112H123L122 110L124 109V107H123V109L121 108L122 106ZM181 105V104H180ZM37 105H34V108L36 107ZM45 106V105H44ZM169 106V105H168ZM168 106L167 105H163V104H160L159 105V107H157V109L159 110H161V109H163L164 107H166V108H164L166 111H170L171 110V108H170V106H169V108H168ZM175 106V105H174ZM33 107V106H32ZM129 107V106H128ZM135 106H133V108H134ZM180 106H178V108H179ZM187 107V108H186ZM38 108V107H37ZM42 108V107H41ZM93 108V107H92ZM111 107H109V109H110ZM125 108H127V107H125ZM129 108H131V107H129ZM250 108H253V110H255V112H253V114H251L250 113ZM44 110H45V108H43ZM47 109V108H46ZM91 109V108H90ZM116 109H118V108H116ZM163 109V110H164ZM184 109H186L185 111H184ZM32 110H33V108H32ZM36 110V109H35ZM40 110H42V109H39V111ZM119 110L117 111V113H119ZM177 110H179V109H177ZM111 111H112V108H111ZM127 111H128V109H127ZM130 111V110H129ZM180 111H178L179 113H181ZM259 111V112H258ZM67 112V111H66ZM120 112V113H121ZM137 111H133V113H136ZM154 112V111H153ZM160 112V111H159ZM165 112V111H164ZM256 112H258V113H256ZM263 113H264V111H262ZM110 113L111 112H109V115H110ZM158 113V112H157ZM161 113H163L162 112V110H161ZM262 113V114H263ZM64 114V113H63ZM67 114V113H66ZM87 114V113H86ZM132 114V113H131ZM164 114V113H163ZM125 115V114H124ZM137 115V114H136ZM63 116V115H62ZM84 116H86L85 114H84ZM87 116H89V115H87ZM99 116V115H98ZM261 116V115H260ZM263 116V115H262ZM250 118L251 120H249L250 122H245V120L246 119H248V118ZM76 118V117H75ZM120 118H121V116H120ZM210 118H212V117H210ZM264 118V117H263ZM51 119V118H50ZM57 119V120H56ZM124 120V119H123ZM72 121V120H71ZM121 121V120H120ZM209 121H211V120H205V123H208ZM222 120H220L219 122H221ZM51 122V121H50ZM112 122L114 123V121L112 120ZM112 122H111V124H112ZM191 122H194V120H192ZM195 122H197V121H195ZM15 124H18V121H16L15 122ZM15 124H13L12 126H11V128H10V132H14L15 131V129L17 128L16 126H15ZM71 124V123H70ZM98 125V124H97ZM216 124H214V126H215ZM114 126V125H113ZM119 126V125H118ZM202 126V125H201ZM257 126L259 127V128H262L263 130H261V129H258L257 128ZM66 127V126H65ZM199 127H200V125H199ZM216 127V126H215ZM15 128V129H14ZM61 128V129H60ZM115 128V127H114ZM119 128V127H118ZM143 128V127H142ZM141 128V129H142ZM191 128V127H190ZM198 128V127H197ZM140 129V128H139ZM181 130H182V128H180ZM184 129V128H183ZM194 129H195V127H194ZM202 129V128H201ZM200 129V130H201ZM207 130L209 129V128H206ZM211 129V128H210ZM30 130H31V128H30ZM68 130H69V132H68ZM109 130V129H108ZM197 130V129H196ZM259 130H261V131H259ZM90 131V130H89ZM139 131H141V130H139ZM175 131V130H174ZM184 131H185V129H184ZM204 131V130H203ZM107 132V131H106ZM109 132V131H108ZM111 132V131H110ZM138 132V131H137ZM182 132L183 131H181L179 134H180V137H182ZM214 132H216V130L214 131ZM242 132H244L243 134H245V132L247 133L248 132V134L249 133H252L251 134V136L252 137H250V140H248L249 139V136H248V138H247V140H245L244 139V137L246 136H244V137H241V133ZM36 133V132H35ZM52 132H49V134H51ZM85 133V134H84ZM90 133V132H89ZM139 133V132H138ZM167 134H168V132H166ZM170 133V132H169ZM184 133H186V132H184ZM183 133V134H184ZM37 134V133H36ZM57 134V133H56ZM87 134V135H86ZM91 134H93V133H91ZM105 134V133H104ZM104 134H101V136L102 135H104ZM110 135H112L111 133H109ZM170 134H172V136L171 135H169L170 137V139H169V141H173L174 140V138H173V136L175 135L174 133H170ZM178 134V133H177ZM38 135H40V134H38ZM85 135V136H84ZM94 135V134H93ZM115 135V134H114ZM28 136V135H27ZM60 136V135H59ZM82 136H84V138L82 137ZM91 136V135H90ZM94 136H96V135H94ZM99 136V135H98ZM106 136H108V135H106ZM113 136V135H112ZM218 136V135H217ZM259 136V137H258ZM80 137H82V138H80ZM100 137V136H99ZM151 137H153V134L151 135ZM156 137H157V135H156ZM155 137V138H156ZM164 137V136H163ZM177 137V136H176ZM257 139H256V138ZM54 138V137H53ZM55 138H56V135H55ZM91 138H92V136H91ZM96 138H97V136H96ZM154 138V137H153ZM166 138V137H165ZM166 138V139H167ZM172 138H173V140H172ZM178 138V137H177ZM184 138V137H183ZM246 138V137H245ZM252 138V139H251ZM98 139V138H97ZM104 139V138H103ZM106 139H111L112 140V138H110V136L109 137H107ZM139 139V138H138ZM141 139V138H140ZM176 139V138H175ZM180 139V138H179ZM204 139H206V138H204ZM203 139V140H204ZM79 140V141H80ZM93 140V139H92ZM111 140H103V143L105 142V143H107V142H111ZM130 140V139H129ZM152 140H155V139H152ZM222 140H223V142L224 141H226V142H228L227 143V145L226 144H223V142H222ZM78 143H77V142ZM133 141V140H132ZM207 141V140H206ZM230 141V142H229ZM252 141H255L254 143L252 142ZM51 142V141H50ZM53 142H54V140H53ZM139 142V141H138ZM157 142V141H156ZM161 142H162V140H161ZM165 142V141H164ZM175 142V141H174ZM203 142V141H202ZM210 142H214V143H216V142H218V143H222L223 144V146H220V144L217 146V145H214L213 143L211 144ZM87 143V144H86ZM91 143V144H92ZM113 143H114V141H113ZM116 143H117V141H116ZM158 144L160 143L159 141L157 142ZM168 143V142H167ZM167 143H165L164 145H166ZM194 143V142H193ZM81 144V143H80ZM90 144V145H91ZM169 144H170V142H169ZM195 144H196V142H195ZM50 145V146H51ZM105 145V144H104ZM177 145H179V144H177ZM258 145H260V146H258ZM107 146H109L111 149H113V150H111L110 152H112L111 154L112 155H115L116 153H118V152H116V151H120V149H122V150H124V149H127L128 150V147H122L121 148V146L119 147H117L116 146V144L114 143V144H111L110 143V145H107ZM167 146H168V144H167ZM193 146V145H192ZM204 146V147H203ZM81 147V146H80ZM158 147V146H157ZM166 147V146H165ZM165 147L163 146L162 148H164V150H165ZM217 147V148H216ZM224 147V148H223ZM232 147H233V149H232ZM237 147H238V150H237ZM241 147V149H239ZM259 147H261V149L259 148ZM68 148H70V147H68ZM73 148H74V145H73ZM82 148V147H81ZM80 148V149H81ZM100 148H103V147H100ZM168 148H170V147H168ZM182 148V147H181ZM181 148H180V150H181ZM198 148V147H197ZM223 148V149H222ZM250 149V148H255V150H254V153L255 154H253L252 155V151L250 150V154H247V152L245 153V151H243L244 149ZM259 148V149H258ZM76 149V148H75ZM83 149V150H84ZM87 149H86V151H87ZM104 149V148H103ZM130 149V148H129ZM177 149V148H176ZM235 149V150H234ZM259 150V151H257V150ZM58 150V151H57ZM99 150V152L100 153H98L97 151ZM196 150H198V151H196ZM85 151V152H86ZM162 151H163V149H162ZM161 151V153H163ZM226 151V150H225ZM234 151H238L237 153L236 152H234ZM247 151H249V150H247ZM63 151H61L60 152V154L62 153ZM81 152V151H80ZM83 152V151H82ZM88 152V151H87ZM86 152V153H87ZM90 152H91V150L88 152L89 154H90ZM114 152H116V153H114ZM171 152V151H170ZM215 152L213 153V155L215 154ZM220 152V151H219ZM258 152V155L256 154ZM263 154V155H260L261 153ZM123 153H124V151H123ZM146 153V152H145ZM150 153V152H149ZM160 153V152H159ZM160 153V154H161ZM165 153H166V151H165ZM169 153V152H168ZM184 153V154H183ZM190 153H193V152H190ZM202 153V154H203ZM222 153V152H221ZM226 153V152H225ZM224 153V154H225ZM59 153H58V155H60ZM88 154V155H89ZM93 154H91L92 156H94ZM111 154H109V155H111ZM119 154V153H118ZM118 154H116L117 156H118ZM171 154V153H170ZM181 154H183V155H181ZM201 154V153H200ZM224 154H222V155H224ZM87 155V154H86ZM89 156V158L88 159H91L90 157H92V156ZM208 155V156H207ZM218 155V154H217ZM248 155H250L251 157H253V158H250ZM57 156V155H56ZM119 156H122V152H121V154L119 155ZM127 156V155H126ZM212 156V155H211ZM219 156V155H218ZM226 156H229L228 154H226ZM239 156H240V154H239ZM247 156H248V158H247ZM88 157V156H87ZM95 157V156H94ZM213 157V156H212ZM220 157V156H219ZM258 157H260V159L258 158ZM55 158H57V157H55ZM99 158H95L97 161H99ZM103 158V159H102ZM108 158H112V157H107V159ZM146 158H145V161H146ZM228 158V157H227ZM250 158V159H249ZM259 160H258V159ZM42 159V158H41ZM59 159V158H58ZM93 160H94V158H92ZM115 159H117L118 160V157L117 158H115ZM120 159V158H119ZM55 160V159H54ZM121 160V159H120ZM241 160V162L238 164V162ZM256 160H258V161H261V165H257V163H256ZM58 161V160H57ZM57 161H55V162H57ZM60 161V160H59ZM92 161V160H91ZM108 161H109V159H108ZM130 161V160H129ZM144 161V160H143ZM144 161V162H145ZM218 161H219V159H218ZM223 161V160H222ZM29 162V161H28ZM77 162H79V159L76 161V162H74V163H77ZM94 162V161H93ZM110 162V161H109ZM170 162H168V163H170ZM54 163V162H53ZM73 163V164H74ZM84 163V162H83ZM95 163V162H94ZM102 163V162H101ZM121 163V162H120ZM132 163V164H131ZM161 163V164H160ZM180 163V164H181ZM224 163V162H223ZM229 163V164H230ZM51 164V163H50ZM96 165V164H93V163H87L86 164V166H91V165ZM98 164V163H97ZM103 164V163H102ZM124 164V163H123ZM124 164V165H125ZM176 164V163H175ZM179 164V165H180ZM184 164V163H183ZM49 165V164H48ZM74 165H76V164H74ZM78 165H80L81 166V164H79L78 163ZM77 165V166H78ZM85 165V164H84ZM108 165V164H107ZM106 165V167H108ZM111 165V164H110ZM158 165V166H159ZM165 165H167V163L165 164ZM170 165H173L172 167H174V163H171V164H169V166ZM199 165H200V167H199ZM202 165H204V166H202ZM80 166H78V168L80 167ZM98 167H100L101 166V164L99 163L98 165H97ZM102 166H104L103 167V169L104 168H106L105 167V164H103ZM112 166H109V167H112ZM157 166V167H158ZM176 166V165H175ZM183 166H185V165H183ZM217 166V167H216ZM226 166V165H225ZM94 167H96V166H94ZM93 167V168H94ZM107 168L108 170L110 169V168ZM116 167V168H115ZM126 167H128L129 169H131V177L130 176H128V169H126ZM156 167V166H155ZM156 167V169H158L156 172L154 171V172H151V171H153V170H151L150 172L152 173V174H149V175H152L153 176V178H154V173L155 174H157L158 175V173H160L159 175H161V177L163 176L164 177V175L166 176V173H171V174H173V179L175 180V178H176V180H177V183H178V180L180 181V179H183V180H185L184 178L186 177V180H185V183H184V185L183 186H180V184L182 183V182H184V181H182V182H180V183H178V185L177 184H175V182L173 183L171 180V182H169L168 180L169 179H165V177L164 178H162V179H165V182L166 183H164V181L160 178V179H158L159 177L158 176H155V178L154 179H158V180H160V181H158V182H160L161 183V186H164V188L162 187H160L159 188V190H161V192H163L162 191V189H164V191H169V189L171 190V189H173L174 191H175V197L174 198H172V199H170V200H165V201H162V199L163 198H161V196H162V194H164V193H166V192H163V193H161V192H159V194H157L156 196H154L153 198L151 197V196H149V197H151L150 199H148V201H146L145 202V200H144V202L142 203V205L144 204L145 205V203L146 204H148L149 206H150V208H151V211H155L156 212V214H165L166 212H171V211H174V209H182V207H180V208H178L177 207V203L179 202V205H180V201H183V199L182 198H180V196H183V194L184 193H186V191L185 190H187L188 188H187V186H185V185H191V186H193L192 184H193V178H190V177H188V179H187V175H185V173L187 174V172L185 171V173H181V171H182V169H180V168H178L177 169V167H175L176 169V175H178V178H179V175L182 177V178H179V179H177V177H176V175L172 172L173 170H171V172H170V170L169 171H167V172H164V175H162L161 174V170H159V168H157ZM171 167V166H170ZM191 167V166H190ZM202 167V168H201ZM78 168H75V169H78ZM187 168V167H186ZM200 168V169H199ZM206 168H209V166L208 167H206ZM25 169V168H24ZM95 169V168H94ZM100 169V171H103V169H102V167L101 168H97L96 167V170H99ZM102 169V170H101ZM113 169V170H114ZM154 170H155V168H153ZM162 169H164V168H162ZM174 169V168H173ZM210 169V170H211ZM244 169V170H243ZM50 168H49V173H47V174H50ZM106 170V169H105ZM104 170V171H105ZM114 170V171H115ZM174 170V171H175ZM193 170V169H192ZM209 170V169H208ZM246 170V171H245ZM24 171V170H23ZM76 171H78V170H76ZM107 171V170H106ZM110 171V170H109ZM113 171V172H114ZM148 171V170H147ZM184 171V170H183ZM189 171V170H188ZM222 171V170H221ZM52 172V171H51ZM111 172V171H110ZM206 172L208 173H210V171H207L206 170ZM219 172H220V170H219ZM252 172H254V175H252ZM18 173V172H17ZM44 173H46V172H44ZM112 173V172H111ZM111 173H109V175L111 174ZM142 173V172H141ZM205 173V172H204ZM213 173H216V170H215V172H213ZM212 172L210 173V174H213ZM89 174V173H88ZM113 174V173H112ZM217 174H218V172H217ZM33 175H34V173H33ZM38 175H40V173L38 174ZM93 175V174H92ZM109 175H108V177H109ZM116 175V173L114 172V176ZM145 175L146 174H144L143 175V177H145ZM167 175H169V174H167ZM175 175V176H174ZM183 175V176H182ZM190 175V174H189ZM35 176V175H34ZM33 176V177H34ZM42 176V175H41ZM46 176V175H45ZM49 176V175H48ZM79 176V175H78ZM90 176H91V173H90ZM94 176V175H93ZM111 176V175H110ZM113 176V175H112ZM111 176V177H112ZM117 177H118V175H116ZM124 176V177H123ZM148 176V175H147ZM146 176V177H147ZM172 176V175H171ZM171 176H169V177H171ZM185 176V177H184ZM32 177V178H33ZM51 177V176H50ZM49 177V178H50ZM107 177V176H106ZM157 177V178H156ZM184 177V178H183ZM205 177H207V176H205ZM1 178V177H0ZM2 178H3V176H2ZM36 178H37V176H36ZM38 178H39V180H40V182L42 181V179L38 176ZM42 178H43V180H44V177L42 176ZM46 178V177H45ZM79 178H81V177H79ZM110 178V177H109ZM108 178V179H109ZM114 178V177H113ZM121 178V176L119 175V177L118 178H116V179H120ZM152 178V179H153ZM172 178V177H171ZM170 178V179H171ZM47 179V178H46ZM45 179V180H46ZM110 179H112V178H110ZM109 179V180H110ZM203 179V178H202ZM211 179V178H210ZM210 179H204V180H210ZM18 180V179H17ZM33 180V179H32ZM48 180V179H47ZM149 180H151V178H149ZM149 180H147L146 179V183H148L147 181H149ZM173 180V181H174ZM245 182H244V181ZM31 183H32V181L31 180H29ZM28 181V182H29ZM92 181V180H91ZM138 181H139V183H138ZM151 181H156V180H151ZM28 182H26V184H28V186H30V183H28ZM48 182V181H47ZM107 182H108V180H107ZM106 182V183H107ZM116 182V181H115ZM128 182L130 183V184H128ZM137 182V185L139 186V187H141L140 189H138V187L137 186H135V183ZM141 182V183H140ZM170 184L171 183V185H172V188H171V185H168L169 187H165V185L163 184ZM169 182V183H168ZM195 182V181H194ZM243 182V183H242ZM248 182V183H247ZM18 183H19V181H18ZM23 183V182H22ZM149 183H151V182H149ZM154 182H152L151 183V185L153 184ZM155 183H157V182H155ZM197 183V182H196ZM1 184V183H0ZM35 184V183H34ZM34 184H33V186H34ZM73 184V183H72ZM93 184H94V182H93ZM96 184V183H95ZM102 184H103V182H102ZM116 184V183H115ZM114 184V185H115ZM118 184V183H117ZM140 184V185H139ZM163 184V185H162ZM173 184L174 185H176V186H178V188L176 187V186H174L173 187ZM183 184V183H182ZM241 184H243V185H241ZM19 185V184H18ZM17 185V186H18ZM89 185V184H88ZM99 185V184H98ZM113 185V184H112ZM147 185H149V184H147ZM154 185V184H153ZM156 185V184H155ZM158 185H159V183H158ZM20 186H21V184H20ZM24 186V185H23ZM32 186V187H33ZM44 186V185H43ZM108 186V185H107ZM146 186V185H145ZM150 186V185H149ZM160 186V185H159ZM222 187V188H224V189H227L228 190V188L229 187H231V186H229L228 188H225V187ZM31 187V188H32ZM37 187V186H36ZM93 187H94V185H93ZM112 187V186H111ZM110 187V188H111ZM115 187V186H114ZM158 187V186H157ZM157 187H156V189H157ZM219 188H221L220 187V185L218 186ZM25 188V187H24ZM30 188V187H29ZM28 188V189H29ZM146 188V187H145ZM145 188H144V186H143V191L145 190ZM148 188V187H147ZM176 188V189H175ZM194 188V189H195ZM234 188L232 189V188H230L229 189V194H231L232 195V192H230V191H235L234 190ZM239 188V189H238ZM76 189H78L77 187H76ZM83 189V188H82ZM86 189V188H85ZM97 189V188H96ZM114 189V188H113ZM178 189V190H177ZM192 189H193V187H192ZM22 190H23V188H22ZM81 190V189H80ZM138 190H140V192L138 191ZM147 190V189H146ZM158 190V189H157ZM177 190V191H176ZM191 190V189H190ZM26 191V190H25ZM29 191V190H28ZM27 191V192H28ZM31 191V190H30ZM33 191V190H32ZM31 191V192H32ZM69 192H70V190H68ZM76 191H78V190H76ZM95 191V190H94ZM174 191H172L171 190V195L174 193ZM216 191H219L218 192V194L216 193ZM241 191H239V194H240V192ZM13 192V191H12ZM132 192V191H131ZM146 192V191H145ZM170 192V191H169ZM223 192V191H222ZM221 192V193H222ZM247 192H250V195H248L247 194ZM29 194H30V192H28ZM35 193V192H34ZM101 193V192H100ZM112 192H110V194H111ZM112 193V194H113ZM124 193V194H123ZM148 193V192H147ZM224 193V192H223ZM234 193V192H233ZM37 194V193H36ZM145 194V193H144ZM144 194H142L141 196H143ZM179 194V196H177ZM235 194H237V192L235 191ZM242 194V193H241ZM25 194H23V192L19 195L18 193L16 194V196H15V198H13L12 199V201L15 203V204H18V206H16V207H14V209H15V214H18L17 216L15 215V216H13L12 218L11 217H6V218H4V219H2V220H0L3 224H6V228L8 229V234H9V236H10V233L11 234H14L15 232H21V234H20V236L17 238V239H19V241H21V244H23V242H22V240L24 241V239H27V238H29V239H31L30 237L31 236H29V234L28 233H30L31 232V235H32V231H34V226H35V224L37 225V220H38V216H39V214H41V213H46V214H48V213H50L51 212V210H52V208L51 207H49V206H42L43 205V203H39V201H38V199L37 198H34L32 195H31V198L33 197L34 199H36V201L35 202H37V203H35V202H32V201H34V200H28L27 202H26V196H24ZM27 195V194H26ZM68 195V194H67ZM96 195V194H95ZM152 195H154L153 193H152ZM168 195V194H167ZM257 195V196H256ZM75 196V195H74ZM122 196V197H123ZM128 196V195H127ZM130 196V195H129ZM172 196H174V194L172 195ZM178 198H177V197ZM216 196H218V197H216ZM236 196V195H235ZM12 197H13V195H12ZM111 197V196H110ZM113 197H115V196H113ZM121 197V198H122ZM126 197V196H125ZM131 197V199H132V196H130ZM149 197H146V198H149ZM164 197H166V196H164ZM187 197V196H186ZM187 197V198H188ZM39 198V197H38ZM109 198V197H108ZM124 198V197H123ZM145 198V199H146ZM185 198V197H184ZM252 198V197H251ZM250 198V199H251ZM252 198V199H253ZM254 198V199H255ZM11 199V198H10ZM103 199V198H102ZM106 199V198H105ZM113 199V198H112ZM124 199H126V198H124ZM130 199V198H129ZM241 199V198H240ZM249 199V200H250ZM252 199H251V203H252ZM258 199H259V197H258ZM75 200V199H74ZM109 200V199H108ZM113 200H115V199H113ZM16 201V202H15ZM60 201V200H59ZM111 201V200H110ZM116 201V200H115ZM141 201V200H140ZM185 201V200H184ZM183 201V202H184ZM255 201V200H254ZM3 202V201H2ZM20 202H22V203H20ZM102 202V201H101ZM117 202V201H116ZM116 202L114 203L113 201L112 202H109L110 204H111V206H114V207H116L115 205H117L116 204ZM135 202V201H134ZM113 203L115 204V205H113ZM185 203V202H184ZM12 204V203H11ZM103 204V203H102ZM101 204V205H102ZM135 204H138L137 202H135ZM176 204V205H175ZM254 204V203H253ZM256 204V203H255ZM1 205V204H0ZM100 205V204H99ZM104 205H105V203H104ZM263 205V206H262ZM14 206V205H13ZM139 206V205H138ZM230 206H232V211L230 210V212H227V210H229V208H230ZM251 206H253V208L251 207ZM28 207H33V209H32V211H34L35 210V214H37L36 216H34L33 218L35 219V221L34 222H29L28 223V225H27V228H26V230H22V226H20L19 224H17V222H16V219L19 217V215L21 214V212H24V209H28ZM187 207V208H188ZM243 207H245L246 209H248L249 211H250V209H252L250 212L248 211V210H246L245 212H248V213H246V215H245V213H244V210L243 211H241L242 210V208ZM146 208V207H145ZM145 208L144 207H141V206H139V207H137L136 209H137V211H138V213H141L142 215L140 216V217H142L143 216V214L145 213ZM149 208V207H148ZM2 209V208H1ZM0 209V210H1ZM188 209V210H189ZM225 209H227V210H225ZM55 210H56V208H55ZM80 210V209H79ZM147 210V209H146ZM187 209L185 208V211H186ZM54 211V210H53ZM52 211V212H53ZM56 211H58V210H56ZM223 211V212H222ZM96 212H97V210H96ZM175 212V211H174ZM184 212V211H183ZM182 212V213H183ZM225 212V213H224ZM20 213V214H19ZM56 213V212H55ZM58 213V212H57ZM104 213V212H103ZM151 213V212H150ZM199 213H202V215H203V218L202 217H200L199 215ZM163 214V215H164ZM168 214H171V213H168ZM174 214V213H173ZM120 215V214H119ZM140 215V214H139ZM138 215V216H139ZM148 215H150V214H148ZM147 215V216H148ZM167 215V214H166ZM165 215V216H166ZM172 215V214H171ZM64 216L65 215H63V218H64ZM118 216V215H117ZM145 214H144V217H147ZM152 216H153V214H152ZM152 216H151V218H152ZM195 216H197L196 218L199 220V218L201 219L202 218V220H200V221H196V218H195ZM198 216H199V218H198ZM84 217H85V215H84ZM109 215H107V217H105L104 218V220L102 221V219H101V221L102 222H105L104 224H102V222H101V225H104V226H108V225H106V223H110V222H115V220H112V219H114V218H112V219H109ZM119 217H121V216H119ZM144 217H142L143 219H144ZM154 218H155V215L153 216ZM157 217V216H156ZM9 218H11L8 222H7V219H9ZM33 218L31 219L32 221H33ZM53 218V217H52ZM68 218V217H67ZM67 218H65V219H67ZM117 218V217H116ZM133 218V217H132ZM149 218H150V216H149ZM154 218H152V219H154ZM172 218H173V216H172ZM189 218H190V220H189ZM219 218V219H218ZM96 219V218H95ZM137 219V218H136ZM141 219V218H140ZM147 219H148V217H147ZM146 219V220H147ZM31 220H29V221H31ZM91 220H92V218H91ZM98 220V219H97ZM117 220H118V218H117ZM128 220V219H127ZM131 220V219H130ZM129 220V221H130ZM134 220V219H133ZM172 220V219H171ZM94 221V220H93ZM92 221V222H93ZM110 221V222H109ZM118 221H120V219L118 220ZM136 221V220H135ZM148 221L150 222V221H152V220H150V219H148ZM162 221V220H161ZM7 222V223H6ZM90 221H87V223H89ZM121 222V221H120ZM132 221H130V223H131ZM134 222V221H133ZM153 222V221H152ZM159 223V225H158V223ZM163 222V221H162ZM96 223V222H95ZM98 223H100V222H98ZM119 223V222H118ZM137 223V222H136ZM148 223V222H147ZM147 223H146V225H147ZM151 223V222H150ZM154 223V222H153ZM152 223V224H153ZM198 223L200 224V225H198ZM10 224V225H9ZM22 224H23V222H22ZM27 224V223H26ZM30 224V225H29ZM127 224V223H126ZM164 224H165V222H164ZM95 225V224H94ZM110 225V227L108 226V228H113V227H111V224H109ZM112 225H114V223L112 224ZM116 225V224H115ZM120 225V224H119ZM140 225V224H139ZM158 225V226H157ZM162 225V227H160ZM24 226V225H23ZM29 226V227H28ZM92 226V225H91ZM104 226H102V227H104ZM122 226V225H121ZM132 226V225H131ZM135 226H136V224H135ZM150 226V225H149ZM163 226L165 227V228H163ZM37 227V226H36ZM97 227V226H96ZM101 227V226H100ZM100 227H98V228H100ZM115 227V226H114ZM124 227V226H123ZM126 227V226H125ZM130 227V226H129ZM137 227H139V226H137ZM156 227V228H155ZM1 228V227H0ZM28 228H29V231H27L28 230ZM119 228V227H118ZM118 228H116V230L118 229ZM134 229H136V227H133ZM171 228V227H170ZM96 229V228H95ZM102 229V228H101ZM100 229V230H101ZM107 229V228H106ZM134 229H132V230H134ZM136 229V230H137ZM1 230V229H0ZM104 230V229H103ZM124 231H125V228L123 229ZM138 230H137V232H138ZM71 231V230H70ZM105 231V230H104ZM103 231V232H104ZM120 231V230H119ZM52 232V231H51ZM72 232V231H71ZM70 232V233H71ZM79 232V231H78ZM95 232H97L96 230H95ZM100 232V231H99ZM98 232V233H99ZM108 232H109V230H108ZM114 232H116V231H114ZM113 232V233H114ZM121 232H123V231H121ZM127 232H128V230H127ZM34 233V232H33ZM68 233H69V231H68ZM67 233V234H68ZM102 233V232H101ZM104 233H106V231L104 232ZM111 233H112V231H111ZM110 233V234H111ZM112 233V234H113ZM133 233H134V231H133ZM135 233H136V231H135ZM16 234H19V233H16ZM23 234V235H22ZM26 234H28V235H26ZM54 234V233H53ZM72 234V233H71ZM77 234V233H76ZM84 234V233H83ZM106 234H109V233H106ZM105 234V235H106ZM119 234V233H118ZM95 235V234H94ZM134 235V234H133ZM137 235L138 234H136L135 236H136V238H137ZM5 236H6V234H5ZM8 236V237H9ZM26 236H29V237H27L26 238ZM48 236V235H47ZM52 236V235H51ZM98 236H100V235H98ZM107 236H110V235H107ZM119 236H120V234H119ZM1 237H2V235H1V233H0V239H1ZM8 237H7V239H8ZM23 237V238H22ZM65 237V236H64ZM93 237V236H92ZM122 237H121V239H122ZM134 237V236H133ZM139 237V236H138ZM58 238H61V237H58ZM63 238V237H62ZM108 238V237H107ZM110 238V237H109ZM116 238V237H115ZM135 238V237H134ZM140 238V237H139ZM6 239V240H7ZM52 239V238H51ZM51 239H49V240H51ZM138 239V238H137ZM141 239V238H140ZM183 239H186L187 241H183ZM46 240H48V239H46ZM130 240H131V242H130ZM183 242H182V241ZM43 241H45L44 239H43ZM53 241H55V240H53ZM59 241V240H58ZM136 244L134 247L136 248V250L135 249H132L131 247H129L130 246V244L132 243L133 244V242ZM140 241V240H139ZM142 241V240H141ZM177 241V242H176ZM7 242V241H6ZM47 242V241H46ZM119 242V241H118ZM181 243L180 245L179 244H177L176 246H175V244L176 243ZM185 242H188L187 244L185 243ZM194 242H197V244L195 243V247H196V245L198 246L199 245V242L201 243V245L199 246V248H198V250L196 251L195 250V252L194 251H192V250H194L195 249V247L192 245V247L193 248H191L192 250H190L189 249V246L192 244V243H194ZM50 243V242H49ZM62 243V242H61ZM90 243H92V242H90ZM106 243V242H105ZM175 243V244H174ZM183 243H185V244H183ZM189 243H190V245H189ZM46 244H48V243H46ZM51 245V244H50ZM66 245H68V244H66ZM70 245V244H69ZM92 245H96L95 246V248L96 249H98V245H99V243H97V244H92ZM110 245H112V244H110ZM182 245H184L183 247H182ZM187 245V246H186ZM8 246V245H7ZM33 246H35V245H32V246H30L29 248H27L26 249V251L28 252V251H30V253L29 254H33V252H31L33 249H34V247ZM61 246H62V244H61ZM60 246V247H61ZM91 246V245H90ZM101 246V245H100ZM132 246V245H131ZM82 247V246H81ZM102 247V246H101ZM101 247L99 248V249H101ZM181 247V248H180ZM69 248V247H68ZM73 248V247H72ZM77 248V247H76ZM111 248V247H110ZM20 249V248H19ZM23 248H21V250H22ZM98 249V250H99ZM1 250V249H0ZM6 250V248L3 250V252H1V254H0V264H7V262H5V258H6V256H5V254H6V252H4ZM54 250V249H53ZM186 250V251H185ZM263 252H262V251ZM39 251V250H38ZM44 251H46V250H44ZM44 251H43V253H44ZM100 251V252H101ZM25 252V251H24ZM27 252L25 253V258H23V260L25 261V259L26 260H28V259H31V256H34V254L32 255L31 254V256L30 255H28L27 254ZM47 252V251H46ZM73 252V251H72ZM78 252V251H77ZM101 252V253H102ZM74 253H75V251H74ZM102 253V254H103ZM42 254V253H41ZM46 254V253H45ZM44 254V255H45ZM48 254V253H47ZM57 254V253H56ZM84 253H82V255H83ZM103 254V255H104ZM27 255L28 256H30L29 258L27 257ZM77 255V254H76ZM18 256V255H17ZM49 256V255H48ZM75 256V255H74ZM79 256V255H78ZM50 257V256H49ZM49 257H47V258H49ZM56 257H58L59 258V256L57 255ZM28 258V259H27ZM46 258V257H45ZM57 258V259H58ZM68 258V257H67ZM78 258V257H77ZM51 259V258H50ZM63 259V258H62ZM69 259V258H68ZM103 259V260H102ZM127 259V260H126ZM7 260V259H6ZM23 260H22V264L24 263L23 262ZM35 260V259H34ZM39 260H40V258H39ZM46 261H48L47 259H45ZM52 260V259H51ZM15 261V260H14ZM30 261V260H29ZM11 262V261H10ZM45 262V261H44ZM43 261H42V264H45ZM69 262V261H68ZM15 263V262H14ZM11 264H13V263H11ZM46 264H48V262H46ZM71 264H73V263H71ZM74 264H76L75 262H74ZM79 264V263H78Z\"/></svg>",
    "mask_w": 264,
    "mask_h": 264
}]
</instances>
